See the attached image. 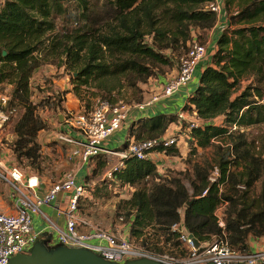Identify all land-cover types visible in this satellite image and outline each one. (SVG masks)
I'll return each instance as SVG.
<instances>
[{"label": "trees", "instance_id": "1", "mask_svg": "<svg viewBox=\"0 0 264 264\" xmlns=\"http://www.w3.org/2000/svg\"><path fill=\"white\" fill-rule=\"evenodd\" d=\"M207 2L3 0L0 84L13 86L6 108L13 111L10 119L19 112L13 128L17 158L35 164L41 152L38 138L46 129L38 115L40 105L31 102L30 79L35 68L55 61L50 58L62 59V65L72 72L76 95L77 89L94 82L102 99L115 104V89L108 83L122 79L136 90L154 75L155 68L171 62L166 51L173 55L186 48L194 31L208 38L218 19L206 10ZM224 4L228 25L184 106L202 124L189 132V143L204 149L215 145L213 140L222 144L214 159L219 177L211 183L207 171L196 168L190 195L183 180L161 175L152 159L126 158L124 167L114 173V183L134 188L127 201L135 215L133 237L147 229L156 235L168 233L179 221L181 208L194 237L200 241L217 237L222 229L215 212L222 202L230 204L223 220L232 248L247 253L251 238L264 235V132L258 140L247 134L249 128L264 126V0H224ZM218 118L221 124L212 123ZM172 125H180L181 130L186 126L176 114L142 117L131 124L127 139L162 138ZM128 144L117 150L123 151ZM153 152L164 151L146 153ZM177 152L170 148L165 154ZM108 162H100V168ZM258 182L260 192L250 196ZM239 185L246 190L238 189ZM239 191L242 195H229Z\"/></svg>", "mask_w": 264, "mask_h": 264}, {"label": "built area", "instance_id": "2", "mask_svg": "<svg viewBox=\"0 0 264 264\" xmlns=\"http://www.w3.org/2000/svg\"><path fill=\"white\" fill-rule=\"evenodd\" d=\"M205 8L216 14L217 22L227 18L224 0H208ZM206 56L207 46L193 42L179 58L177 74L145 100L128 105L112 104L98 98L91 110L64 115V121L60 122L63 128L58 134V141L70 148V157L76 162L77 168L66 172L57 182L44 185L37 175L26 177L22 170L15 166L9 167L0 159V183L9 186L14 208L13 213L0 210V264H9L17 255L31 254L33 247L39 242V234L33 222L36 215L41 217L44 227L56 234L52 248L64 246L87 250L107 262L124 264L146 259L161 264H264V249L254 248L257 240L249 242L247 253L232 248L220 214L221 207L228 205V202H222L215 212L222 229L221 234L205 241L198 240L189 232L184 220V208L179 210L180 219L171 226L168 233L156 235L147 229L137 237L132 236L134 211L127 221L121 217L119 221L122 225L115 230L95 227L80 213L81 201L88 192L86 179L90 176L89 171L83 173L84 169H89L100 157H118L119 160L108 172V177L114 180V173L124 167L126 158L144 160L154 153L147 154V151L160 149L166 155L168 149L179 147L180 134H166L162 138L144 142L126 139L129 144L123 151L111 150L107 142L116 132L129 130L135 120L147 117L150 111L158 114L157 106L192 83L197 68L206 60ZM8 101L9 96L0 93V124L7 123L13 114V111L4 110ZM176 115L182 122L189 121L190 115L184 108L176 112ZM201 125L190 121L189 130ZM189 138L188 136L187 139ZM215 169L219 177V169ZM209 181L215 183L217 178H209ZM220 188L222 190L223 184ZM238 189L246 190V187L239 185ZM206 193L204 191L203 195ZM45 207H50L52 213L44 212ZM194 240L198 241V246H195Z\"/></svg>", "mask_w": 264, "mask_h": 264}, {"label": "rangeland", "instance_id": "3", "mask_svg": "<svg viewBox=\"0 0 264 264\" xmlns=\"http://www.w3.org/2000/svg\"><path fill=\"white\" fill-rule=\"evenodd\" d=\"M2 2L3 0H0V5ZM222 24L225 26L226 23ZM205 36L206 35L203 34L200 38L198 32L194 31L193 38L186 48L180 49L173 55L171 51H166V54L172 56L171 62L168 65L155 68L154 75L145 83H139L136 90H132L122 79L108 83V87H114L115 89L112 95V99H114L113 102H115V104L122 103L131 105L145 100L154 92H158L164 84V81L175 76L174 74L177 73L179 67V58L187 52L190 44L198 42L206 45L208 38L207 36L204 38ZM147 40L150 41L149 38ZM50 59L55 61L53 63L39 65V68L42 70L40 72L38 70L33 72L30 79L31 102L40 105L38 115L46 123V129L40 133L38 138L41 144V152L35 164H31V161L26 158L18 159L14 150L16 135L14 134L13 128L18 120V109L7 123L0 124V159H2L7 166H15L22 170L26 177L37 175L41 182L47 186L60 180L66 172L77 168L74 160L70 157V148L58 141V134L63 128L60 125L59 114L63 116H67L69 113L81 114L91 110L96 99L103 98L98 94L96 88L97 84L94 82H90L88 85L77 89L79 94L76 95L74 93L75 84L73 83L72 72L62 65V59ZM245 85H247V82L243 83V86ZM12 90L13 86L8 83L0 85V93L2 94L11 96ZM70 92L73 94V97H70L69 100L67 99V94ZM105 99L110 100L109 98ZM185 102L186 100L183 98L177 110H182L185 106ZM53 105L59 106L56 109V107H52ZM52 108H54L53 112L51 111ZM4 110L7 111L6 108ZM162 114H175V110L169 109ZM189 115V121H185L186 126L184 129L181 130L180 125H172L168 132V136L174 134L181 135L179 147L174 148L178 150L177 154L164 155L163 153H156L152 155V159L156 163L161 175L167 178H180L183 180L189 193L193 194L191 184L195 176L196 168L206 170L209 178H218L215 169L218 167L214 159L219 151L217 146L222 144L217 142L214 143L215 145L205 149L193 147L187 139L190 132V121L199 124L201 121H198L194 114L189 113ZM221 122L222 119L218 118L212 123L219 125ZM128 132V129L116 132L110 138V149L118 151L117 149H120L126 142ZM263 132L264 126L253 127L247 130L249 138L254 140H258ZM256 144L260 146L257 141ZM104 160H108L109 165L107 164L105 168L101 169L100 162H104ZM118 160L116 155L100 157V159L92 163L88 169L90 172L89 178L86 179L88 192L81 201L80 213L85 219L100 229L115 230L118 226L122 225L119 221L120 218L124 217L127 221L129 219V214H131L130 212H132L127 201L131 198L134 188L122 187L114 183V180L108 177L109 169ZM237 172L238 171H235V173ZM260 189L261 182H258L255 188L250 190L249 195L254 197L260 192ZM242 193L241 191L238 193L231 192L229 195H242ZM11 195L12 192L9 186L5 183H0V203L12 208L13 201ZM229 207V202L228 205L221 207V216H224ZM258 239H261L260 242ZM253 240H257V246L261 245V242H264L263 236L257 239L251 238L250 241L252 242ZM256 245H254V248H256Z\"/></svg>", "mask_w": 264, "mask_h": 264}, {"label": "crops", "instance_id": "4", "mask_svg": "<svg viewBox=\"0 0 264 264\" xmlns=\"http://www.w3.org/2000/svg\"><path fill=\"white\" fill-rule=\"evenodd\" d=\"M227 22H228L227 18H225V19L223 18L222 20L217 22L216 26L209 33L208 41L206 43V46H207L206 60L203 61L199 65V67L197 68V70L195 72L194 80L192 81V83L187 88L182 89L174 97H172L171 99H168L167 101H165V103H162L159 106H157V111H158L157 113L158 114H162L164 111H168L169 109L175 110V114H176V112L179 111V110H177V108L179 107V104L183 100V98H185V100H187L188 96L193 94V92L196 90V88L199 85V80H200L202 72L211 63V58H212L213 54L216 52V50H217V45H216L217 39L221 35L223 29L227 27ZM222 23H226L225 26ZM218 26H220V27H218ZM36 70H38L40 72L42 69L37 67V69L35 68L33 72H35ZM176 74L177 73H175L174 75H176ZM165 82L166 81H164V83ZM70 97H73V94L71 92L67 94V99L70 100ZM54 101L59 102L57 100H54ZM58 106L59 105H57V106L53 105L52 107H56V109H57ZM46 108H47V106H46ZM51 111L53 112L54 108H52ZM153 115H155V113L150 111V113H149V115L147 117L153 116ZM107 145L110 147V145H111L110 140L107 142ZM155 154L156 153L150 154L149 158L152 159V155H155ZM75 164H76V162H75ZM84 170H85V172H83V173H85V174L89 171L88 169L87 170L84 169ZM83 173L81 172L80 175L82 176ZM0 210H2L3 212H6V213H13L14 212L13 205H12V208H10V207H7L6 205L2 204V203H0ZM44 212H47V213L51 214L52 213V209L50 207H45L44 208ZM39 217L36 215V216H34V220H33V222L35 223L34 224V228L39 234V242L42 245L46 246L48 249H51L52 248L51 247L52 244L54 243L53 245H55V240L53 242V237L55 239L56 234H54V232H52V230L49 229L48 227H44V224H42L43 221H42V219H40L41 217L40 218ZM258 240L260 242L261 239H258ZM263 240H264V235H263ZM255 249H264V242H261V245H259V246L256 245Z\"/></svg>", "mask_w": 264, "mask_h": 264}, {"label": "water", "instance_id": "5", "mask_svg": "<svg viewBox=\"0 0 264 264\" xmlns=\"http://www.w3.org/2000/svg\"><path fill=\"white\" fill-rule=\"evenodd\" d=\"M62 123L63 115L59 114ZM195 246H198V241ZM9 264H118L107 262L100 256L83 249H72L64 246L48 249L40 242L36 243L29 255H17L13 257ZM124 264H161L152 260H135Z\"/></svg>", "mask_w": 264, "mask_h": 264}]
</instances>
